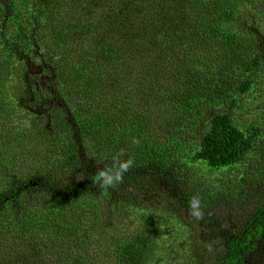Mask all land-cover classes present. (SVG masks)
<instances>
[{"label":"trees","instance_id":"16d2710c","mask_svg":"<svg viewBox=\"0 0 264 264\" xmlns=\"http://www.w3.org/2000/svg\"><path fill=\"white\" fill-rule=\"evenodd\" d=\"M0 264H264V0H0Z\"/></svg>","mask_w":264,"mask_h":264},{"label":"clouds","instance_id":"9594fccd","mask_svg":"<svg viewBox=\"0 0 264 264\" xmlns=\"http://www.w3.org/2000/svg\"><path fill=\"white\" fill-rule=\"evenodd\" d=\"M138 142V141H134ZM132 162L122 161V160H115L110 168H106L100 171L99 173V181L101 187L104 189L110 188L113 185L120 183L123 181V177L125 173L128 172L129 168L131 167ZM192 215L197 218H201L203 213L200 211V200L199 198H194L190 204Z\"/></svg>","mask_w":264,"mask_h":264},{"label":"rangeland","instance_id":"374dc122","mask_svg":"<svg viewBox=\"0 0 264 264\" xmlns=\"http://www.w3.org/2000/svg\"><path fill=\"white\" fill-rule=\"evenodd\" d=\"M29 120V119H28ZM28 123H30V121H28Z\"/></svg>","mask_w":264,"mask_h":264}]
</instances>
